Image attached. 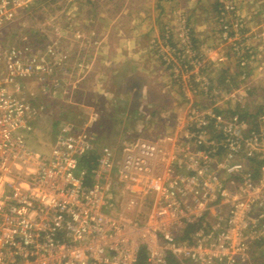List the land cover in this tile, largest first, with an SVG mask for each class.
I'll list each match as a JSON object with an SVG mask.
<instances>
[{"label": "built area", "instance_id": "1", "mask_svg": "<svg viewBox=\"0 0 264 264\" xmlns=\"http://www.w3.org/2000/svg\"><path fill=\"white\" fill-rule=\"evenodd\" d=\"M28 4L0 1V264H140L142 251L145 264H252L264 239V127L202 79L187 21L153 42L186 99L173 130L115 149L85 124H61L42 154L27 144L43 109L31 84L55 94L77 65L58 40L2 42ZM218 22L241 64L253 60L235 2L219 0Z\"/></svg>", "mask_w": 264, "mask_h": 264}, {"label": "rangeland", "instance_id": "2", "mask_svg": "<svg viewBox=\"0 0 264 264\" xmlns=\"http://www.w3.org/2000/svg\"><path fill=\"white\" fill-rule=\"evenodd\" d=\"M245 1H247L249 7V51L254 55V59L251 60V63L249 62L248 69L246 68L247 66L241 64V60L235 53L234 55L232 53V55L237 61L234 60L230 62L226 60L225 62H222L224 67H227V63L229 62V69L233 70V72H237L242 69L241 75H237V78L234 80H232L235 76L234 74H232L234 76H228L225 80L220 79V74L217 75V73L215 76L209 75L216 80L215 82L218 83V86L232 89L228 94L234 95L236 98L230 99L227 102V106L233 104L235 107L236 102H238L241 98H247L249 101L241 106L239 110L236 109L237 112L239 115L246 113L249 120L253 119L256 121L259 117H262V120L260 121L264 127V56H262L264 53V0ZM192 2L190 4L198 7L203 4H207L210 11L214 10V5L219 4V0H192ZM172 3H175L174 7L178 8L183 2L182 0H174V2H171V5ZM119 5H123V0H29V4L23 8H19L13 20L2 28V42L9 44L10 46H20L24 43H30L32 45L36 43L37 45L44 46L46 44L50 45L53 41L58 40L61 41L62 44V53L66 50H70V53L72 50H74L73 52L77 50L80 54H82L85 51H90V49H93L94 53H102L103 50L101 48L105 47V43L102 45L101 41L103 38L107 37V33L105 27L101 25V21L105 18L103 17L104 14L111 19L116 18L120 12L116 15L117 10L114 9L112 11V9L109 8L112 6L117 7ZM169 12L171 11L169 10ZM199 12L202 13L200 9ZM168 14L169 13H166V15L161 17L163 20L158 23L156 29H150L152 35L149 36V38L151 40H147L148 50H146L151 52L154 57V62L159 67L164 65L161 64L162 62L160 60L158 50L153 44V41L157 40V36H159V38L162 37L165 29L171 31L175 36L178 30L177 27H179L181 22L180 20L185 19L187 21V14L185 11L176 13L173 18H171V16L168 18ZM202 15L205 17L204 13ZM207 17H209L210 22L215 19L213 14ZM167 21L170 25L167 23L164 25ZM216 21L220 39L223 43H225V41L222 40V27L219 25L218 20ZM243 24L245 25L244 21ZM112 26L113 27L110 28L111 32L115 33L119 30V26ZM214 28L215 27L211 28V33ZM127 29L129 30L128 26ZM138 31L140 32L139 29ZM214 31L215 33H218L217 30ZM210 35L211 39L213 35ZM81 36H84V40L79 39ZM89 37L91 38L86 40V38ZM90 40H92L93 48L90 47ZM85 41H88L89 45L88 43L85 44ZM95 43L98 44L95 46ZM196 46L199 48V53L204 55L205 63L208 64L206 60L207 53L201 52V50L203 52L207 51L208 48L205 49L199 47L198 45ZM211 48L216 47L211 46ZM257 50H261L260 54ZM223 52L229 55V51L227 49ZM99 62L100 60L97 59L94 67V74L86 77L83 75L81 77L83 74L81 71L78 78H61L59 83L62 85V88L55 94L51 93L43 95L39 92L37 86L31 84V101L39 103L43 106L41 117L39 116V119L34 125L33 132L27 137V144L31 149L42 154L48 153L51 150V145L61 127V124H70L76 127L83 126L88 121L87 119L89 114L93 113V111L95 112L94 115H97L96 119L98 123V125L95 126L94 131L97 134L99 142L102 146L108 145L117 149L120 144L122 145L125 141L134 139L140 135V132L134 133V128L139 124L141 125L143 120H139L136 116L133 118L129 116L130 118H126L127 121L123 120L126 125V130H124L125 125L120 123L122 118L120 115L117 116V109L120 105L138 103L137 101L140 99L139 95L141 92L139 90L135 92L136 96H134L133 100L130 99L131 101L129 100L130 102H128L127 99L129 98L124 92L125 87L121 88L120 85L122 84H117L112 79L109 81V85L120 88L115 91L113 94L114 97L109 95L106 96L101 90L102 87L100 84L97 83L100 82L98 74L101 72ZM214 68L217 69V66ZM80 70L83 69L80 68ZM168 72L172 75L169 69ZM248 72L249 78L247 76ZM202 76V79H208L207 74ZM139 84L140 80L138 79L134 85L139 87ZM239 84H245L247 87H245L243 91L237 90L236 86ZM173 85L174 88L177 89L175 94V98L177 99V94L180 93L181 88L179 87L178 89L175 83H173ZM249 88L250 90L247 91ZM108 101H110V104H108ZM108 120L111 122L110 124L106 123ZM144 121V130L141 131L150 135L149 131L146 130V127L149 125V119ZM131 129L133 130L131 131ZM123 135H126V137H124V141H122ZM256 246V249L253 251L255 263L264 264V241Z\"/></svg>", "mask_w": 264, "mask_h": 264}, {"label": "crops", "instance_id": "3", "mask_svg": "<svg viewBox=\"0 0 264 264\" xmlns=\"http://www.w3.org/2000/svg\"><path fill=\"white\" fill-rule=\"evenodd\" d=\"M172 1L174 2V0H123V5H119L117 7L112 6L111 8H109L112 9V11L116 9V15H118L120 12V14L116 18L111 19L106 16V14H104L103 16L105 17L104 19L102 17L103 20L101 21V25L105 27L107 33V37L103 38L101 41L102 45H104L105 43V47L101 48L103 52L94 53L93 49H90V51L88 52L85 51L82 54H80L77 50L75 52H73L74 50H72L71 52L77 65L75 73L71 76V78L75 79L80 76V71L78 72L77 69L78 67L83 69V74L81 75V77L83 75H85L86 77L94 74L95 63L97 59H99L101 72L100 74H98L100 82L97 83L100 84V86L102 87L101 90L103 91V93H105L106 96H113L118 88L125 87L124 92L125 95L129 98L127 99V101L130 102L131 100H133L134 96H136L135 92H137L138 90L141 92V94L139 95L140 99L137 101L138 103H134L131 105L125 103L126 105H120V107H118L117 109V116L120 115V117L122 118V121L120 123H123V125H125V122H123V120L127 121L126 118H133L136 116V118H139V120H143V123L141 125L139 124L134 128V133L140 132L139 136L141 138H148L149 136L150 138H154V136H157L160 133L166 132L170 129L173 130V127L175 126L174 121L175 119L179 118V115L181 114L182 102L186 100L181 89V91L179 90L180 93L177 94L178 98H175L177 89L174 88L173 81L170 77L171 75L169 74L167 67L163 64L162 61L161 64H163L165 67L157 66L154 62L153 55L151 54V52L147 51V42L151 40L149 36L152 35L150 29H156L158 23L162 22L163 20L161 19V17L166 15V13H169L167 16L168 18L170 16L171 18H173V16H175V14L180 11L186 12L187 23L192 29L195 44L201 48H208V50L205 52L201 50L202 53H207L206 60L208 62V64H206V68L202 73L204 75L207 74L208 80L213 85L220 87L218 86V83L215 82L216 80L211 77L215 76L216 73L217 75L220 74V79L225 80L228 76L231 77L234 75L236 76L233 77L235 79L237 78V75H241L242 72V69L237 72H233V70L229 69V62L227 63V67H224L222 63L226 60L232 62L236 59L233 56V47L231 48V46L226 42L223 43L219 36L218 25L216 23V20H218L219 4L214 5V10L210 11L207 4H203L199 7L193 6L192 4H190L192 0H182L183 3L178 8L174 7L175 3H172L171 5ZM234 1L235 3H237L236 5L238 15L245 22L244 29L242 30V40L244 44L249 48L248 3L245 0ZM106 7L108 8L107 5ZM199 9L202 11V13L199 12ZM169 10L171 12H169ZM203 13L205 14V17L204 15H202ZM211 14L215 16V19L212 22H210L209 17H207ZM166 23L169 24L167 21L164 23V25ZM112 25L119 26V30L115 33L111 32L110 28L113 27ZM127 26L129 27V30L127 29ZM212 27H215L213 29L214 33H211ZM138 29L140 30V32L138 31ZM214 30H217L218 33H215ZM210 34L213 35L211 39ZM90 38L91 37L86 38V40ZM79 39L84 40V36H81ZM156 39L158 40L159 36H157ZM86 43H88V41H85V44ZM89 43L90 47L93 48L92 40H90ZM97 44L98 43H95V46ZM211 46L216 48H211ZM223 47L225 50L227 49L229 51V55L223 52L225 51ZM71 48L73 49L72 46ZM257 52H259L260 54L261 50H257ZM263 54L262 56H264ZM245 57L248 61L245 66H247L246 68L248 69L249 62L251 63V55L249 54V52L246 53ZM216 66L217 69L214 68ZM247 76L249 78V72L247 73ZM112 79L117 84L121 83L122 85L117 88L115 86H110L109 81ZM138 79L140 80L139 87L134 85ZM236 87L237 90L243 91L247 86L245 84H239ZM224 89L228 93H230L232 90L230 88ZM249 90L250 88L247 89V91ZM193 100L196 102L205 103V99L202 96L194 97ZM248 101L249 100L245 97L241 98L238 102H236L235 108H240ZM109 102L110 101H108V104H110ZM94 113L95 112L93 111V113L89 114L87 119L88 121L85 125H87L95 133L94 129L95 126L98 125V123L96 119L97 115H94ZM146 119H149V125L146 127V130L149 131L150 135L141 131L144 130V120ZM106 123L110 124L111 122L108 120L106 121ZM124 130H126V125L124 126ZM132 130L133 129H131V131ZM122 137V141H124V137H126V135H123Z\"/></svg>", "mask_w": 264, "mask_h": 264}, {"label": "trees", "instance_id": "4", "mask_svg": "<svg viewBox=\"0 0 264 264\" xmlns=\"http://www.w3.org/2000/svg\"><path fill=\"white\" fill-rule=\"evenodd\" d=\"M36 46H37V44L36 43H34ZM232 80H234V78H232ZM224 86V85H223ZM220 88H217V90H219ZM224 89V88H223ZM237 110H239V108H237ZM237 110H236V112H237ZM241 117L243 118V119H246V120H249V117H247V114L245 113V114H243V115H241ZM262 117H259L256 121H254L253 119L252 120H249V123H250V125H252L254 128H258V126L261 124V121L260 120H262L261 119ZM257 167H258V165L257 164H255V168H256V171H255V173L257 174ZM189 231H191V229L189 228ZM264 241V239H261L259 242H255L253 245H252V250L254 251L255 249H256V245H259L260 243H262ZM256 246V247H255ZM253 251H252V254H253ZM140 264H145L146 263V253L144 252V251H142L141 252V256H140V262H139ZM252 264H256L255 263V259H254V256H253V262H252Z\"/></svg>", "mask_w": 264, "mask_h": 264}]
</instances>
